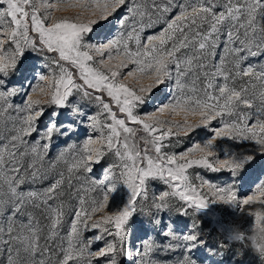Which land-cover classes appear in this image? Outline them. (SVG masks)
Wrapping results in <instances>:
<instances>
[{"label": "snow or ice", "instance_id": "snow-or-ice-1", "mask_svg": "<svg viewBox=\"0 0 264 264\" xmlns=\"http://www.w3.org/2000/svg\"><path fill=\"white\" fill-rule=\"evenodd\" d=\"M105 27L107 35L93 41ZM26 49L43 53L49 72L16 105L18 89L6 87L3 77ZM258 57H264V0H0V257L6 264H118L122 254L132 255L126 225L137 210L186 213L238 202L264 231V183L241 198L231 186L190 175L194 168L243 167L234 157H216L220 138L251 140L264 152V60L250 62ZM166 80L173 82L172 98L140 112ZM73 95L97 105L88 116L95 135L49 160L61 126L51 121L41 131L38 123L46 106L63 108ZM214 121L220 126L205 143L167 151ZM108 156L115 159L104 178L91 179ZM59 163L67 175L53 176ZM152 180L167 190L150 197ZM121 182L131 199L109 211V193ZM66 195L77 201L70 223ZM165 234L177 239L171 229ZM95 241L104 243L94 248ZM156 247L145 241L135 253L138 264H167L154 257ZM178 264L195 261L185 256Z\"/></svg>", "mask_w": 264, "mask_h": 264}, {"label": "rangeland", "instance_id": "rangeland-1", "mask_svg": "<svg viewBox=\"0 0 264 264\" xmlns=\"http://www.w3.org/2000/svg\"><path fill=\"white\" fill-rule=\"evenodd\" d=\"M111 31L116 30V25L110 26ZM159 30V28L157 29ZM108 27L96 29L91 39L102 38L107 35ZM218 58V57H217ZM264 57L252 59L250 62L259 63ZM49 68L45 64L43 53L26 49L20 57L15 69L7 76L3 77L6 87L17 88V93L12 97V102L16 105L23 104L27 93L32 86L38 82L39 76L47 74ZM173 96V82L166 80L164 84L154 90L152 97L140 107V112L155 110L159 105L167 102ZM97 110V105L90 100H81L79 96L73 95L69 98L68 104L61 108L55 105L46 106L44 115L40 118L38 129L43 131L51 121H55L58 127L49 152V160L69 143H79L88 135H95L88 126V116ZM57 115L53 116V113ZM69 125H75L70 128ZM219 121H214L209 127H201L188 137H181L176 140L174 146L167 151L179 153L194 143H205L214 135L213 128L219 127ZM10 128L11 125L9 124ZM65 133H67L65 135ZM7 135V133H5ZM32 139H36V134ZM4 141L0 140V144ZM262 146L251 140H237L233 138H220L214 144L216 157L220 159L234 157L237 161H244L243 167L238 170L211 171L206 168H194L190 170V175L194 182L197 173L203 178L220 186L228 185L235 189L238 197H245L251 194L259 185L264 183V152L260 151ZM253 156V160L248 161L246 156ZM114 157L108 156L95 165L91 179L102 180L105 168L114 162ZM64 171L67 175L66 165L57 164L53 173ZM49 181H46V186ZM77 184V181H73ZM107 184V181H105ZM167 185L161 180H152L150 183L149 196L158 195L161 191L167 190ZM131 191L122 182L119 183L115 191L109 193L110 199L108 210L115 212L122 210L128 205L131 199ZM65 211L68 213L66 220L70 223L72 211L77 205V201L70 195L63 197ZM209 223V224H208ZM196 228H193V225ZM125 248L132 255H121L118 264H138V256L135 254L141 249L145 241L151 240L157 247L153 255L159 261L167 264H178L185 256L189 257L195 264H243L250 259V264H264L261 257L264 256V231L257 228L253 219L240 210L239 203H210L207 208L201 210H189L181 213L175 208L163 210L153 209L145 212L137 210L131 215L126 225ZM166 229L177 234V239L172 240L165 234ZM197 231V241H184L181 238L185 234ZM85 238L94 235V232H86ZM110 237H105V240ZM104 241H95L93 247H100ZM178 245L166 247L167 245ZM194 244L190 250L187 245ZM0 264H6L4 257H0ZM97 264H103V260Z\"/></svg>", "mask_w": 264, "mask_h": 264}, {"label": "trees", "instance_id": "trees-1", "mask_svg": "<svg viewBox=\"0 0 264 264\" xmlns=\"http://www.w3.org/2000/svg\"><path fill=\"white\" fill-rule=\"evenodd\" d=\"M209 224V223H208ZM252 261L250 259H247V261L243 264H250Z\"/></svg>", "mask_w": 264, "mask_h": 264}, {"label": "clouds", "instance_id": "clouds-1", "mask_svg": "<svg viewBox=\"0 0 264 264\" xmlns=\"http://www.w3.org/2000/svg\"><path fill=\"white\" fill-rule=\"evenodd\" d=\"M261 260H264V256L261 257Z\"/></svg>", "mask_w": 264, "mask_h": 264}]
</instances>
